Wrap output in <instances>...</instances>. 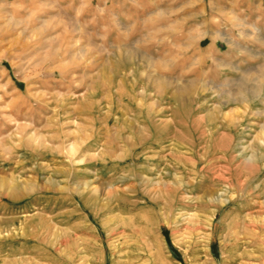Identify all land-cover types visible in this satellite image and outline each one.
<instances>
[{"label":"rangeland","instance_id":"rangeland-1","mask_svg":"<svg viewBox=\"0 0 264 264\" xmlns=\"http://www.w3.org/2000/svg\"><path fill=\"white\" fill-rule=\"evenodd\" d=\"M15 1L0 0V264H264V65L169 68L184 30L147 5L151 53L105 86L104 52L73 63L64 46L103 34L104 0H42L39 22L10 20ZM201 24L193 53L223 34Z\"/></svg>","mask_w":264,"mask_h":264},{"label":"crops","instance_id":"crops-1","mask_svg":"<svg viewBox=\"0 0 264 264\" xmlns=\"http://www.w3.org/2000/svg\"><path fill=\"white\" fill-rule=\"evenodd\" d=\"M147 5L153 8L158 6L161 12L159 16H163L161 20L173 22L175 27L184 30V51L178 53L173 49L165 51L168 55L169 68H177L175 63L178 59L179 63H184L185 70L191 69L193 60L199 58L201 71L209 68L208 61H210L214 63L216 72L218 74L222 72L224 78L238 79L240 70L264 65V0H104L105 27L102 35L89 31L83 36L72 35L71 39H69L71 35L65 37L64 46L69 48L71 44V61L79 63L82 59L81 55L89 56V53L92 54L96 49L102 51L105 53L102 85L111 87L117 85V82L120 85H130L131 83L126 80H113L112 70L138 72L142 68L144 55L151 53L143 47V12L144 6ZM15 6L17 9L14 18L10 20L42 21L43 18L40 16L42 0H31L30 4L26 0H16ZM27 6L31 9L30 15L26 12ZM113 19L117 23L114 30ZM212 20L217 23L216 30L223 31L221 38L210 37L209 46L195 49L193 53L190 49L191 37L189 36L187 42L186 32L191 35L193 23L196 22H199L200 26H204L201 23H205L207 29L208 22ZM97 38H102V42L97 43ZM208 38V36L202 37L199 41L200 46L203 44L202 41ZM99 43H102V46ZM74 45H77L76 51ZM107 50L115 51L120 56L115 60L114 66L111 58L106 57ZM76 54L77 58H75ZM177 54H179L178 58ZM98 83L97 80L95 84Z\"/></svg>","mask_w":264,"mask_h":264}]
</instances>
